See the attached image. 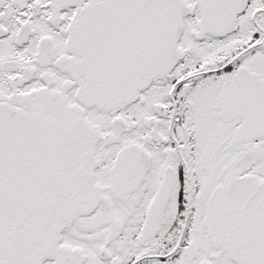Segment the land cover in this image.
Returning <instances> with one entry per match:
<instances>
[{
	"label": "snow or ice",
	"instance_id": "6c2138e0",
	"mask_svg": "<svg viewBox=\"0 0 264 264\" xmlns=\"http://www.w3.org/2000/svg\"><path fill=\"white\" fill-rule=\"evenodd\" d=\"M0 264H264V0H0Z\"/></svg>",
	"mask_w": 264,
	"mask_h": 264
}]
</instances>
